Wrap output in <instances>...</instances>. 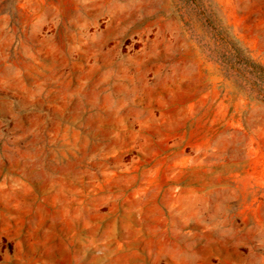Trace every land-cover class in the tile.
Listing matches in <instances>:
<instances>
[{
    "label": "rangeland",
    "instance_id": "1",
    "mask_svg": "<svg viewBox=\"0 0 264 264\" xmlns=\"http://www.w3.org/2000/svg\"><path fill=\"white\" fill-rule=\"evenodd\" d=\"M264 0H0V264H264Z\"/></svg>",
    "mask_w": 264,
    "mask_h": 264
},
{
    "label": "trees",
    "instance_id": "2",
    "mask_svg": "<svg viewBox=\"0 0 264 264\" xmlns=\"http://www.w3.org/2000/svg\"><path fill=\"white\" fill-rule=\"evenodd\" d=\"M248 66L250 68L252 78H254L252 79V86L257 88L260 81L264 82V66L252 60L248 61ZM258 92L262 94V97L264 98V89H259Z\"/></svg>",
    "mask_w": 264,
    "mask_h": 264
}]
</instances>
